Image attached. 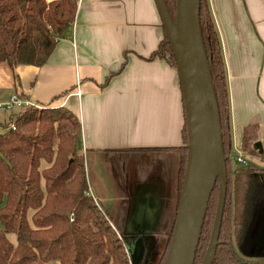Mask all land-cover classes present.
<instances>
[{
    "label": "crops",
    "instance_id": "obj_1",
    "mask_svg": "<svg viewBox=\"0 0 264 264\" xmlns=\"http://www.w3.org/2000/svg\"><path fill=\"white\" fill-rule=\"evenodd\" d=\"M209 2L227 67L234 145L240 147L246 126L257 124L263 150L264 0ZM165 38L156 0H78L69 35L44 66L0 63V104L18 95L64 105L79 118L92 197L105 191L106 163L121 158L124 168L112 172L115 216L147 235L168 229L180 161L173 149L184 146L179 71L168 58L148 60ZM146 155L157 158L147 171L133 159Z\"/></svg>",
    "mask_w": 264,
    "mask_h": 264
},
{
    "label": "trees",
    "instance_id": "obj_2",
    "mask_svg": "<svg viewBox=\"0 0 264 264\" xmlns=\"http://www.w3.org/2000/svg\"><path fill=\"white\" fill-rule=\"evenodd\" d=\"M165 1L176 21L177 0ZM77 10L78 0H0V63L13 69L22 65L44 66L58 40L69 35ZM200 19L228 157L227 198L213 264H264V253L246 259L236 251V245L251 233L253 213L264 201V170L246 157L245 166H232L234 142L227 67L209 0H202ZM157 57L168 58L178 69L167 37L148 60ZM43 107L12 115L10 122L15 121L16 129L11 130V123H5L4 133L0 134V264H129L125 246L135 250L139 236L127 237L123 243L107 218L114 220L90 194L85 159L79 154V118L64 106ZM185 117L184 146L173 149L180 154L177 207L190 153L186 108ZM260 130L257 124L244 128L242 150L264 162V149H257ZM218 184L208 204L195 264L203 263L211 240ZM175 221L167 247L157 252L160 260L154 264L166 263ZM9 234L16 235L15 243ZM150 262L144 252L138 264Z\"/></svg>",
    "mask_w": 264,
    "mask_h": 264
},
{
    "label": "water",
    "instance_id": "obj_3",
    "mask_svg": "<svg viewBox=\"0 0 264 264\" xmlns=\"http://www.w3.org/2000/svg\"><path fill=\"white\" fill-rule=\"evenodd\" d=\"M156 3L178 64L190 140L188 168L165 264H195L208 204L219 182L215 224L202 263L213 264L220 244L227 198L228 157L224 152L220 108L201 27L202 0H177L176 21L165 0H156ZM256 166L264 170V167ZM263 242L262 237L254 248H259L260 252ZM144 246L143 239L136 244V263L143 258Z\"/></svg>",
    "mask_w": 264,
    "mask_h": 264
},
{
    "label": "rangeland",
    "instance_id": "obj_4",
    "mask_svg": "<svg viewBox=\"0 0 264 264\" xmlns=\"http://www.w3.org/2000/svg\"><path fill=\"white\" fill-rule=\"evenodd\" d=\"M18 113H19L18 108H14L11 112H8V114L1 112L0 114V133L4 131L5 123H8V124L11 123L10 117ZM233 142H234V139H233ZM236 149L237 148L234 145V151L232 152L233 168L245 166L247 162L244 160V157L251 159L255 163L259 164L260 166H264V162H262L261 159H259L258 157H253V156L250 157L249 155L244 153V151L242 150V141H241L240 147L237 150ZM178 155L180 157L179 153ZM133 159L136 161V163L138 164V167L141 170L147 171L151 169L152 163L156 162L157 158L155 159L154 156L146 155V156H141V157L134 156ZM84 164H85L86 173H88L89 165L86 161ZM121 168L122 169L124 168L121 158H117L114 156L113 158L110 159L109 163H106V167L104 169V174H103V179H101L103 183V188L105 189V191L101 192L102 194L93 193V197L95 200H97V203L101 207V209H103L106 212V214L114 220V222H112L109 218H107V220L110 222V225L113 227L114 231L116 232L117 237L124 243L126 240L128 241L127 237L131 238L132 236H135V235L139 236V239H137L136 244L138 243L140 239H143L144 245H145L144 246L145 252L147 253V256L150 257V261H151L150 264L157 263L160 260V255H158L157 252L158 251L162 252L166 249L167 243H168V234L171 232L174 220H176V214L178 212V207H179V206L177 207L178 195L176 193L173 196V199L171 201L172 202L171 216H170L171 219H170V224L168 225V229L165 232H160L159 234L157 233L156 235H147V234L144 235L143 232L138 229L129 231L124 226V224L118 222L117 216H115L116 200H115V194L113 190L112 172L116 175L118 173L120 174ZM105 197H107L108 200ZM262 203H264V201L261 202L256 207L253 213L252 222L250 226L254 230L253 234L251 235L252 238H250V235L247 234L243 238L242 242L239 245H236V251L238 252V254L241 257H244L246 259H249L255 256L256 248H254L255 246L254 235L256 234L255 228L258 223L256 215L260 211V209L263 207ZM8 238L10 239L11 242L15 243L16 241L15 234H9ZM125 247H126V254H128L127 256L129 259V264H138L135 262V255H134L135 250H131L129 247H127V245ZM151 250H153V252L149 253V251Z\"/></svg>",
    "mask_w": 264,
    "mask_h": 264
},
{
    "label": "built area",
    "instance_id": "obj_5",
    "mask_svg": "<svg viewBox=\"0 0 264 264\" xmlns=\"http://www.w3.org/2000/svg\"><path fill=\"white\" fill-rule=\"evenodd\" d=\"M77 94L80 95L81 94L80 91H78ZM62 106H64V105H62ZM14 108H18V110H20L21 112L27 108H36L38 110L44 109V107L39 105V104H35V103L30 102V101L20 99L18 97V95L12 96L8 103L0 104V112L2 111V112L8 113V112H11ZM10 129L11 130L16 129L15 121L11 122Z\"/></svg>",
    "mask_w": 264,
    "mask_h": 264
},
{
    "label": "flooded vegetation",
    "instance_id": "obj_6",
    "mask_svg": "<svg viewBox=\"0 0 264 264\" xmlns=\"http://www.w3.org/2000/svg\"><path fill=\"white\" fill-rule=\"evenodd\" d=\"M263 204V207L260 209V211L257 213L256 215V218H257V226H256V234L254 235V244L260 239V238H264V203ZM252 229V228H251ZM253 229L251 231V233L249 234L250 235V238L251 235L253 234ZM264 253V247L260 250L259 252V248H256V251H255V255L259 256L260 254H263Z\"/></svg>",
    "mask_w": 264,
    "mask_h": 264
}]
</instances>
